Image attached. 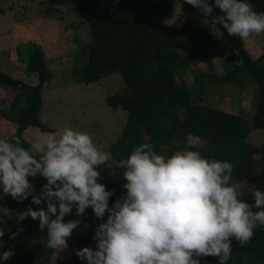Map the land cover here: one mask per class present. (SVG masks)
<instances>
[{
    "label": "trees",
    "instance_id": "1",
    "mask_svg": "<svg viewBox=\"0 0 264 264\" xmlns=\"http://www.w3.org/2000/svg\"><path fill=\"white\" fill-rule=\"evenodd\" d=\"M78 12L91 29L93 44L88 48L89 60L83 67L81 81L98 82L105 73L118 72L127 88L128 94H115L107 99L113 107L121 106L127 112V121L121 136L107 151L113 158H126L133 146L150 143L153 150L164 156L178 149L193 148L204 157L227 160L233 167L232 180L241 184L242 197L250 205L254 202L251 191H264V144L254 145L247 141L250 130L245 126L242 115L212 107L202 102L201 95L193 99L192 89L185 82L176 79L204 53L218 46L215 35L208 24L214 25L222 38L228 41L233 52L224 63V73L220 80L243 81L241 74L252 77L257 85L252 118V128L264 132V54L254 58L245 47L244 41L236 36H228L211 16L223 13L213 4V12L204 18L197 8L183 0H73ZM254 11H264V0H249ZM176 3H180L184 17L180 26L171 27L163 23L167 14ZM197 10L198 12H195ZM27 63V73H36L38 83L32 85L18 80L11 74L0 71V85L17 90L7 108H0V116L16 125L14 134L6 138L21 137V144L27 146L23 132L30 126L42 131L55 132L38 117L42 104V91L51 78V70L42 49L31 45ZM194 53L193 58L185 56L186 51ZM237 56V57H236ZM238 58V59H236ZM188 134L206 142L208 147L185 143ZM258 158V159H257ZM256 160L260 170L256 171ZM99 183L112 191L108 203L111 207L115 200L122 198L126 191L125 182L120 176L122 169H106L98 166ZM37 187L33 194L38 195L46 179L39 174L28 177ZM11 212L17 213L32 207L34 210L46 208L31 203V197L18 201L11 196L0 200ZM255 210V209H253ZM94 216L91 208L77 216L70 212L63 219L80 221L67 239L70 258L66 264H86L76 256L82 247L95 249L93 234L96 226L106 220ZM54 218V217H53ZM0 227V250L10 249L12 255L0 264H48L55 250L45 247L46 228L41 230L38 221L25 218L17 223L14 216L3 217ZM23 229L20 231V229ZM15 232L12 239L9 233ZM232 254L227 264H264V227L253 229L252 238L243 246L231 239ZM200 264H218V257H199Z\"/></svg>",
    "mask_w": 264,
    "mask_h": 264
},
{
    "label": "clouds",
    "instance_id": "2",
    "mask_svg": "<svg viewBox=\"0 0 264 264\" xmlns=\"http://www.w3.org/2000/svg\"><path fill=\"white\" fill-rule=\"evenodd\" d=\"M183 2L204 18L213 12L207 0ZM213 4L223 14L211 16V21L228 36L245 41L250 34L264 32V11H254L249 0H213ZM197 142L192 134L185 138L186 145ZM101 165L122 169L125 181L126 191L111 207L112 191L98 182ZM233 167L189 147L164 156L150 143L133 146L126 158L116 160L87 132L70 127L34 138L27 146L21 137L0 139V200L31 197L34 205L46 203V208L28 207L17 213L0 205V218L38 221L39 229L47 230L45 247L61 250L80 224L78 219L65 221L67 214L74 210L80 216L90 207L101 218L107 210L106 220L94 230L95 249L76 250L86 264H200L198 258L209 255L218 257V264H227L231 239L243 246L253 229L264 227V191L252 190L254 202L247 203L240 182L232 180ZM37 174L46 179L38 195L28 179ZM15 235L9 233V239ZM11 255L10 249L0 250V262Z\"/></svg>",
    "mask_w": 264,
    "mask_h": 264
},
{
    "label": "rangeland",
    "instance_id": "3",
    "mask_svg": "<svg viewBox=\"0 0 264 264\" xmlns=\"http://www.w3.org/2000/svg\"><path fill=\"white\" fill-rule=\"evenodd\" d=\"M184 14L180 3H176L163 23L178 27ZM208 26L218 46L204 53L202 58L194 59L192 66L177 74L176 79L192 89L193 99L200 94L202 102L242 115L250 130L247 141L262 146L263 130L252 128L257 85L245 73L241 74V83L220 80L224 73L223 61L233 48L214 25ZM32 44L42 49L51 70V78L42 91L40 121L55 131L70 127L87 132L100 150L107 151L121 136L127 121V112L121 106L109 105L107 99L115 94H128L129 89L118 72L105 73L94 83L81 81L93 38L90 26L73 0H0V71L36 85L37 74H29L26 70ZM244 44L254 58L261 56L264 54V32L250 34ZM185 56L193 58L194 53L188 50ZM17 93V90L0 85V108H7ZM15 131L16 125L0 116V139H6ZM47 133L50 132L30 126L22 135L30 143ZM196 144L208 147L206 142ZM255 167L258 172L260 161L256 160ZM69 258L68 249L55 250L48 264H66Z\"/></svg>",
    "mask_w": 264,
    "mask_h": 264
},
{
    "label": "crops",
    "instance_id": "4",
    "mask_svg": "<svg viewBox=\"0 0 264 264\" xmlns=\"http://www.w3.org/2000/svg\"><path fill=\"white\" fill-rule=\"evenodd\" d=\"M44 89H45V86H44ZM44 89H43V90H44ZM4 119H5V118H4ZM5 120H6V119H5ZM7 121H8V120H7ZM5 126H7V125H5ZM24 132H25V131H24ZM24 132H23V134H24ZM23 137H24V136H23ZM31 185H32V187H33V191H35L34 189L37 188V187H36L34 184H31Z\"/></svg>",
    "mask_w": 264,
    "mask_h": 264
}]
</instances>
